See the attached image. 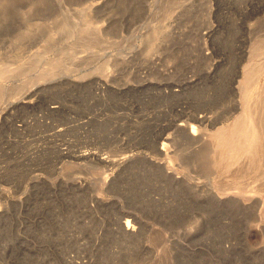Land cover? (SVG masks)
Listing matches in <instances>:
<instances>
[{
  "label": "rangeland",
  "instance_id": "374dc122",
  "mask_svg": "<svg viewBox=\"0 0 264 264\" xmlns=\"http://www.w3.org/2000/svg\"><path fill=\"white\" fill-rule=\"evenodd\" d=\"M208 27L222 60L186 111L210 108L218 128L248 115L230 84L249 63L241 49L259 44L264 65V0H0V264H264V159L221 172L169 129L177 157L155 163L175 99L135 88L203 74ZM130 54L166 72L117 63ZM61 148L141 154L108 167ZM126 213L142 225L133 233Z\"/></svg>",
  "mask_w": 264,
  "mask_h": 264
},
{
  "label": "bare ground",
  "instance_id": "6f19581e",
  "mask_svg": "<svg viewBox=\"0 0 264 264\" xmlns=\"http://www.w3.org/2000/svg\"><path fill=\"white\" fill-rule=\"evenodd\" d=\"M212 31H213L212 27H208L204 30V32L201 35V38L203 39V46L200 48V50L197 51L198 55H201V57H203L204 59L207 58L213 60L212 63H210L209 68L203 71L205 77L208 78L206 83L205 81H203V74H201L195 77H190V78L186 77L185 79L181 81L179 80L177 82L166 81V82H158L156 84H153V82L146 76L142 82L135 85L136 89L139 88L142 89L146 87H152L154 88V90L158 89V91L161 94H163V96L167 98L170 97L169 98L170 100L172 98L175 99V101L171 102V107L175 109V111H177V115L176 117L172 118V120L168 123V125L164 126L166 131H163L160 134H158L156 136L155 143L153 144L152 149L154 153H156L157 155L155 157H158L156 158L158 160L155 159V163L157 162L158 164H162L163 161H161L160 158H169L170 160H173L177 157L175 154L177 149L175 150L176 147L174 144L175 140L173 137V132L170 131L168 132L169 129H174L175 131L176 130L184 131L186 134L185 137L187 141L191 143V145L195 147H201L202 149H205L204 150L205 152L207 149L208 153L207 152L206 153L208 155H210L209 152L211 153L216 166L221 172L229 171L231 165L238 162V160H240V158L243 156H247L250 160L251 165L253 164V166H255L256 164L258 165L261 159H264V65L263 62L258 61L259 62L258 64V62L255 61L257 60L256 59L257 55L259 56L260 54L259 53L260 50H257L256 48V45L259 44H256L254 49L252 45L251 47L241 49L240 57L246 58L247 60H249V63L244 65L241 73L235 75L231 79V84H230L234 94L239 95V97L245 103L248 104V115L240 116L236 118L233 121V123L230 125L226 124L225 126L215 128V125L217 124L218 120H216L215 114L210 108L204 106H196L192 108V111L189 110H188L189 112L186 111L188 106L186 105L187 101L185 100L186 98L185 95L187 94L189 89L198 86L203 87L204 85H207L208 81L212 82L213 79L210 78H213V76L216 73L215 69L222 60L219 58L218 59L213 58V56L215 55V51L213 47L208 44V40L213 35ZM178 38L183 41L187 40V36L185 34L179 35ZM152 41H149L150 44ZM118 59H117V63H122L123 64L122 66L125 67L127 66L131 67L132 71L133 68L136 67L135 72L138 73L144 72V71H140L141 69H145L147 71L150 68L151 71L157 70L158 72H162V71L163 73L166 72L165 69L162 70L163 67L161 68L162 65L159 62L161 58L158 56H152L146 61H144L142 64H146V66H139L138 64H135L138 62L136 60L137 57L134 54L122 55L120 61ZM256 62L257 65H255ZM51 65L50 68H52ZM3 71L5 73L6 70L2 69L1 71L0 69V77L2 76V74H4ZM240 74L242 78L238 79V77H240ZM105 76H106V72H105ZM109 76L107 74L106 78H108ZM106 80L109 81L108 79ZM103 84H105V86ZM103 84H101V86L98 89H105L107 82H104ZM0 90L2 89L0 88ZM2 94L0 91V99L2 98ZM33 95L34 93L29 94L27 96L28 99L26 101L31 102L32 101L31 96ZM58 107H59L58 104H52L50 106V108L52 109H58ZM150 113L143 114L141 118L146 121H150V116H151ZM145 147L142 148V151ZM132 149L127 150L126 152L121 153L119 155H111L104 153L101 154L95 150L93 151L87 149L80 151L78 150V152L74 151L72 153L69 149L61 148L59 151V155L61 159L73 157L77 161L78 160L84 161V163H86L87 160H95V161L97 160L99 162L98 163L99 165L101 163L104 166L109 167V166L119 165L137 155L140 156L141 152L139 154V152L138 153L135 152L134 150L135 148L133 150ZM173 156L175 157L172 158ZM4 202L5 199L0 197L1 211H2L1 206L4 205ZM124 216L125 219L123 218L124 220L123 222L121 221L122 222L121 224L125 227V230H128L133 233L137 231L136 230L137 228H140V226H142L140 221L139 222L136 221L135 219L136 216L134 217L132 213L131 214L126 213ZM133 221H136L138 226H134L132 224Z\"/></svg>",
  "mask_w": 264,
  "mask_h": 264
}]
</instances>
